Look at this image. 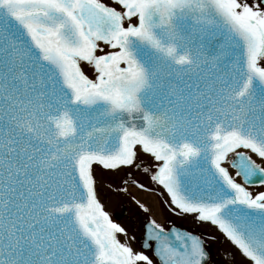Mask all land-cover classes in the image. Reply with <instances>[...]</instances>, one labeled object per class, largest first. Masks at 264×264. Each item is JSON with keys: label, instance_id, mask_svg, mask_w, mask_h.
<instances>
[{"label": "snow or ice", "instance_id": "snow-or-ice-1", "mask_svg": "<svg viewBox=\"0 0 264 264\" xmlns=\"http://www.w3.org/2000/svg\"><path fill=\"white\" fill-rule=\"evenodd\" d=\"M0 264H264V0H0Z\"/></svg>", "mask_w": 264, "mask_h": 264}, {"label": "rangeland", "instance_id": "rangeland-1", "mask_svg": "<svg viewBox=\"0 0 264 264\" xmlns=\"http://www.w3.org/2000/svg\"><path fill=\"white\" fill-rule=\"evenodd\" d=\"M140 179L145 183L149 182L148 178L145 176H141ZM106 207L113 219L122 225H126L129 222V217L137 211H140L135 202L128 196H111L107 201ZM117 215L118 217H116ZM216 247L221 246L217 245Z\"/></svg>", "mask_w": 264, "mask_h": 264}]
</instances>
